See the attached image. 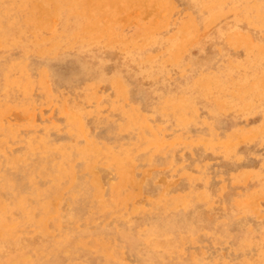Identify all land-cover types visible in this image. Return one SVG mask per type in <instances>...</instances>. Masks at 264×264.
I'll return each mask as SVG.
<instances>
[{
    "label": "rangeland",
    "instance_id": "rangeland-1",
    "mask_svg": "<svg viewBox=\"0 0 264 264\" xmlns=\"http://www.w3.org/2000/svg\"><path fill=\"white\" fill-rule=\"evenodd\" d=\"M0 264H264V0H0Z\"/></svg>",
    "mask_w": 264,
    "mask_h": 264
},
{
    "label": "bare ground",
    "instance_id": "bare-ground-1",
    "mask_svg": "<svg viewBox=\"0 0 264 264\" xmlns=\"http://www.w3.org/2000/svg\"><path fill=\"white\" fill-rule=\"evenodd\" d=\"M263 79V78H262Z\"/></svg>",
    "mask_w": 264,
    "mask_h": 264
}]
</instances>
